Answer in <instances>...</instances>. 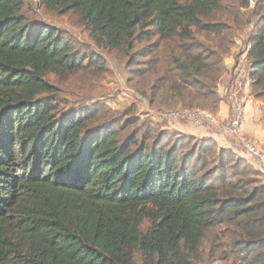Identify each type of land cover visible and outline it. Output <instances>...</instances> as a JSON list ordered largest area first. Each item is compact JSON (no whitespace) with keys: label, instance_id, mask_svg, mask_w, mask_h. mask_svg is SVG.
Instances as JSON below:
<instances>
[{"label":"trees","instance_id":"obj_1","mask_svg":"<svg viewBox=\"0 0 264 264\" xmlns=\"http://www.w3.org/2000/svg\"><path fill=\"white\" fill-rule=\"evenodd\" d=\"M39 2L79 15L90 36L113 50L131 48L136 38L149 43L145 27L155 30L157 45L197 34L223 40L204 56L179 46L184 55L172 62L178 81L170 88L188 96V105L218 112L223 54L232 49L228 27L210 21L221 0ZM23 6L0 0V264H137L136 257L141 264H193L208 239L209 257L218 254L219 240L210 239L222 225L235 230L222 259L264 264V184L232 181L237 168L227 175L222 154L200 173L196 165L210 163L201 159L204 145L182 155L160 140L120 143L113 130L87 134L88 113L56 120L54 105L41 97L53 93L46 77L74 75L85 59L60 31L32 26ZM249 47L251 92L264 99V20Z\"/></svg>","mask_w":264,"mask_h":264},{"label":"rangeland","instance_id":"obj_2","mask_svg":"<svg viewBox=\"0 0 264 264\" xmlns=\"http://www.w3.org/2000/svg\"><path fill=\"white\" fill-rule=\"evenodd\" d=\"M23 4L21 12L32 26L45 25L60 31L73 50L77 54L81 53L85 59L83 68L74 75L61 78L53 75L46 77L53 93L41 97L54 105L53 117L56 120L64 115L88 113L93 119L85 129L87 134L95 130H113L120 143L134 138L138 143L144 141L145 144L151 145L160 140L162 144L166 143L167 148L176 147L178 154L182 155L190 150L193 152L199 145H204L201 159L207 158L210 163L204 169L201 168V163L196 165V168L201 170L200 173L216 166L218 156L222 154L224 172L227 175L231 177L232 174L229 168L233 166L237 168L235 171L237 174L233 173L235 175L231 177L232 181L250 180L253 186L264 184V174L259 165L248 158L235 140L224 136L221 129L215 126L208 127L206 124L197 127L188 119L174 120L171 116L179 111L199 110L215 117L219 114L220 104L218 112L204 108L200 102L196 106H190L188 96L180 99L170 88L178 81V71L174 69L172 62L178 57L183 58L182 51H190L194 55L201 53L204 56L208 51L216 49L217 41L223 40L215 41L197 34L194 41L174 40L175 42L157 45V33L153 28L145 27V36L148 32L150 34L149 43L136 38L131 48L125 46L113 50L90 36L79 15L71 13L62 15L49 11L39 0H23ZM220 7L210 16V21L228 27L225 43L230 40L232 49L223 54L225 67L228 58L232 59V65L238 61L250 45L251 37L257 34L264 20V0H221ZM191 47L194 48V53ZM144 50L151 51L152 57L146 55ZM153 57L156 59H153L155 63L152 64V61H148ZM91 58L93 62H90ZM150 65L152 66L150 71L143 72V68ZM230 68L232 70V67ZM221 75L217 84L219 96L221 90L219 85L224 83L226 70ZM226 84L228 85L229 81ZM225 85L223 87L226 90ZM250 85L244 90L248 95L246 104L249 102V105L255 107L258 112V117H254L252 121L257 120L250 126L264 136V99L254 98ZM221 99V102L224 101V95ZM166 136L172 138L165 141ZM179 144H182L181 147ZM206 145L213 150L211 152L206 150ZM198 153L196 150L195 154ZM194 160L190 161L191 165L194 164ZM146 226L144 223L142 229ZM234 232L232 227L225 225L217 228L210 240H219L218 254L214 259L209 257L208 239L202 245V261H194L193 264H235L231 255L227 259H222L221 256L223 250L229 253L227 246L234 239ZM135 262L141 264L139 257H136Z\"/></svg>","mask_w":264,"mask_h":264},{"label":"built area","instance_id":"obj_3","mask_svg":"<svg viewBox=\"0 0 264 264\" xmlns=\"http://www.w3.org/2000/svg\"><path fill=\"white\" fill-rule=\"evenodd\" d=\"M239 58L231 67V79L229 84L226 86L224 93V103L228 108V116L218 121L216 117L205 111H179L171 115L174 120L184 118L190 120L197 127L207 125L215 126L221 129L224 136L235 140L238 143L239 148L245 152L256 165L262 169L264 174V152L262 148H259L258 144L254 139L247 136L243 131V123L245 116V105L248 95L246 90L251 83L249 69V60L247 58L249 45Z\"/></svg>","mask_w":264,"mask_h":264},{"label":"crops","instance_id":"obj_4","mask_svg":"<svg viewBox=\"0 0 264 264\" xmlns=\"http://www.w3.org/2000/svg\"><path fill=\"white\" fill-rule=\"evenodd\" d=\"M231 65H232V59L231 58L226 59V61H225V68H226V74L227 75L224 78V80L225 79L226 80L225 81L223 80L224 83L221 84V85H219V88H221V90H220V97H223V95H224L225 88L223 86L228 81H230V79H231V70H230L231 69L230 68ZM244 108H245V116H244V123H243V126H242L243 131H244V133L247 136H249L252 139H254L257 142V144H259V147L262 148V150L264 152V144H263L264 143V136L261 135V133L260 134L258 133L259 130H257V129L256 130H253V127L250 126L251 123L254 124V122L257 120V119H255V120L252 121V119L254 117H256V118L258 117V115H257L258 112L256 111V108L255 107L253 108V106L249 105V102L246 104V106ZM227 116H228V108H226V105H225L224 101H222L220 103V111H219V114L216 115V119L218 121H222Z\"/></svg>","mask_w":264,"mask_h":264}]
</instances>
